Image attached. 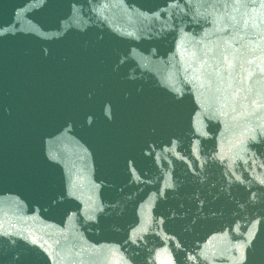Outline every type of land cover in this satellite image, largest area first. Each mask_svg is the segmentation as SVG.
Wrapping results in <instances>:
<instances>
[{"label":"water","instance_id":"1","mask_svg":"<svg viewBox=\"0 0 264 264\" xmlns=\"http://www.w3.org/2000/svg\"><path fill=\"white\" fill-rule=\"evenodd\" d=\"M0 264H264V0H0Z\"/></svg>","mask_w":264,"mask_h":264}]
</instances>
